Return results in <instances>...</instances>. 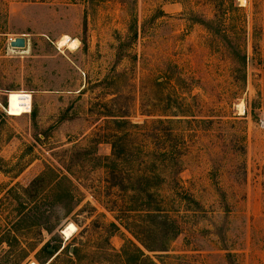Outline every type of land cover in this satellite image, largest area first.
I'll return each instance as SVG.
<instances>
[{
    "label": "rangeland",
    "instance_id": "374dc122",
    "mask_svg": "<svg viewBox=\"0 0 264 264\" xmlns=\"http://www.w3.org/2000/svg\"><path fill=\"white\" fill-rule=\"evenodd\" d=\"M228 3L0 0V264H264V0Z\"/></svg>",
    "mask_w": 264,
    "mask_h": 264
},
{
    "label": "trees",
    "instance_id": "16d2710c",
    "mask_svg": "<svg viewBox=\"0 0 264 264\" xmlns=\"http://www.w3.org/2000/svg\"><path fill=\"white\" fill-rule=\"evenodd\" d=\"M224 2H225V0H224ZM228 2H229L228 4H230V6H223L224 5L223 4V5H220L219 7H222V9H223V12H222L223 14H221V15L224 16V17H228L229 16L230 17L229 19L232 20L231 17H233V16H230V14L231 13H235V10L237 11L238 8H235V6H232V4H231L232 3V0H228ZM230 10L232 12H230ZM228 25L230 26V24H228ZM228 25H226V28H227ZM234 29H236V28H234ZM223 34H225V37L228 36V34L226 32H223ZM233 53H234V60L237 61L236 63L239 65L240 70L241 71L243 70V73H244V69L246 68V65L248 63L246 54L242 50H240V49H237V50L233 51ZM112 149H113V146H112ZM113 157L114 158L115 157H118L115 152H113ZM38 181H39V179L36 180V181H33L31 183V186H35ZM56 181H57V184L56 185L57 186H60V184L62 183V181L59 180V179H57ZM146 193L148 194L149 191L147 190ZM149 196H151V195H149ZM71 201H72V198H71ZM157 211H159V210H154V211L146 212L145 215H146L147 218H150V217L151 218L160 217L158 215H161V214H160V212H159V214H157L158 213ZM25 217H26L25 214H23V213L20 214L19 221L20 222L23 221L25 219ZM163 223L164 224L161 227L162 230L163 231H167V232L170 231L171 232V234H170L171 237L169 239L173 238L177 234V229L175 227L174 222H171V221H168V220L164 219ZM15 231L16 230H14V232ZM167 232H165V234H164L165 237L167 236ZM140 243L150 253H153V252H156V251L163 252L166 249L165 246H163L160 249L153 250V249L149 248V246H147L145 244V242L140 241ZM128 248H132V250H129ZM56 251H57L56 248H51L49 245H45V246H43V248L41 249L40 252H42V253H44V254H46V255H48V256L51 257ZM121 252H122L121 253V256H122L125 264H137L138 262H140L142 264L143 263L154 264V262L151 260V258L149 256L145 255L144 252H142L139 248H137L136 246H134L131 242H128L127 244H125L124 247L122 248V251Z\"/></svg>",
    "mask_w": 264,
    "mask_h": 264
},
{
    "label": "bare ground",
    "instance_id": "6f19581e",
    "mask_svg": "<svg viewBox=\"0 0 264 264\" xmlns=\"http://www.w3.org/2000/svg\"><path fill=\"white\" fill-rule=\"evenodd\" d=\"M58 46L59 48L66 47L69 50L75 51L79 47V41L76 39H71L68 36H63L58 42ZM7 105L11 112V116L19 117L29 112L31 105V96L29 94H24L21 92L10 93L7 98Z\"/></svg>",
    "mask_w": 264,
    "mask_h": 264
},
{
    "label": "water",
    "instance_id": "95a60500",
    "mask_svg": "<svg viewBox=\"0 0 264 264\" xmlns=\"http://www.w3.org/2000/svg\"><path fill=\"white\" fill-rule=\"evenodd\" d=\"M10 47L15 49H25L26 40L23 38H17L10 43Z\"/></svg>",
    "mask_w": 264,
    "mask_h": 264
},
{
    "label": "built area",
    "instance_id": "2783aa9c",
    "mask_svg": "<svg viewBox=\"0 0 264 264\" xmlns=\"http://www.w3.org/2000/svg\"><path fill=\"white\" fill-rule=\"evenodd\" d=\"M2 110H3V112H5L8 116H11V112H10L9 107H8L7 104H6V107H2ZM30 111H31V105H30V110H29L28 113H30ZM28 113H25V114H28Z\"/></svg>",
    "mask_w": 264,
    "mask_h": 264
}]
</instances>
